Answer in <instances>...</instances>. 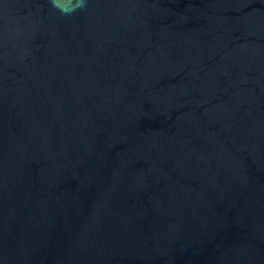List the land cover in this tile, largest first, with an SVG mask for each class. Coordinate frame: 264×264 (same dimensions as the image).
Masks as SVG:
<instances>
[{
	"label": "water",
	"instance_id": "water-1",
	"mask_svg": "<svg viewBox=\"0 0 264 264\" xmlns=\"http://www.w3.org/2000/svg\"><path fill=\"white\" fill-rule=\"evenodd\" d=\"M0 0V264H264V0Z\"/></svg>",
	"mask_w": 264,
	"mask_h": 264
},
{
	"label": "clouds",
	"instance_id": "clouds-1",
	"mask_svg": "<svg viewBox=\"0 0 264 264\" xmlns=\"http://www.w3.org/2000/svg\"><path fill=\"white\" fill-rule=\"evenodd\" d=\"M53 5L54 7H58V5L56 4V0H53ZM82 7H84V0H74V4L73 7L69 10H64V9H60L58 8L62 14L65 15H71L73 12L81 9Z\"/></svg>",
	"mask_w": 264,
	"mask_h": 264
}]
</instances>
